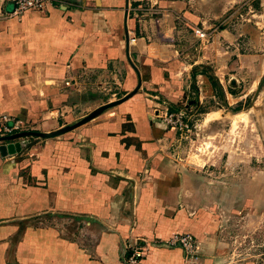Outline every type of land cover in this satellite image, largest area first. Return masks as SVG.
Instances as JSON below:
<instances>
[{"label":"crops","instance_id":"1","mask_svg":"<svg viewBox=\"0 0 264 264\" xmlns=\"http://www.w3.org/2000/svg\"><path fill=\"white\" fill-rule=\"evenodd\" d=\"M124 2L57 0L47 13L12 18V2L0 0V117L48 133L87 116L76 121L75 109L87 111L102 77L131 93ZM126 23L139 91L61 136L26 137L19 154L0 155V264H125L134 246L137 264H211L166 246L190 234L200 253L210 222L198 203L218 187L199 162L174 157L173 130L156 109L214 97L194 67L216 63L217 36L200 45L192 0H129ZM209 121L199 119L210 128L218 120Z\"/></svg>","mask_w":264,"mask_h":264},{"label":"rangeland","instance_id":"2","mask_svg":"<svg viewBox=\"0 0 264 264\" xmlns=\"http://www.w3.org/2000/svg\"><path fill=\"white\" fill-rule=\"evenodd\" d=\"M192 5L197 13L194 34H206L198 37L200 45H209L215 35L219 43L213 67L206 62L194 68L218 91L194 107L190 99L169 105L184 114L187 129L167 127L173 130L174 157L199 162L204 182L218 187L211 201L198 203L210 222L199 254L211 264H264V0H192ZM194 51L193 46L191 58ZM94 83L91 104L87 111L75 109L76 121L123 97L120 84L108 78ZM156 110L161 112L162 104ZM204 117L218 121L201 127Z\"/></svg>","mask_w":264,"mask_h":264},{"label":"built area","instance_id":"3","mask_svg":"<svg viewBox=\"0 0 264 264\" xmlns=\"http://www.w3.org/2000/svg\"><path fill=\"white\" fill-rule=\"evenodd\" d=\"M13 4V10L8 13V17L20 18L23 14L28 11H37L47 13L49 7H53L57 0H10ZM195 34L200 38H205V33H201L199 30L195 31ZM131 42L134 39L130 40ZM162 122L178 131L187 129V123L184 121V114L179 112H173L172 107L169 105L162 104V111L158 112ZM25 124L18 118L3 115L0 117V137L9 136L17 133L24 132ZM166 246L170 248H179L184 253V257L187 261H195L199 256L197 244L194 237L190 234H177L173 236ZM125 264H137L140 253L137 248L132 247Z\"/></svg>","mask_w":264,"mask_h":264},{"label":"water","instance_id":"4","mask_svg":"<svg viewBox=\"0 0 264 264\" xmlns=\"http://www.w3.org/2000/svg\"><path fill=\"white\" fill-rule=\"evenodd\" d=\"M128 8H129V0H125L124 2V20H123V27H124V33H125V55H126V60L130 67L133 69V71L136 74L137 77V84L134 90H132L131 93L125 95L124 97L108 102L99 108L95 109L92 111L90 114H88L86 117H84L82 120L79 122L72 124L70 126H66L60 130L57 131H52L48 133H43V132H37V131H25L9 136H2L0 137V155L2 157H7V156H14L17 155L21 152L22 148H24L23 144L20 142V139L26 138V137H34L36 140H41V139H50V138H55L58 136H61L87 122L90 120L94 119L98 115H100L102 112L105 110L112 108L114 106H117L121 104L122 102L126 101L129 99L132 95L136 94L139 89L141 88V77L140 73L137 69V67L133 64L132 60L130 59L129 56V36H128V31H127V15H128Z\"/></svg>","mask_w":264,"mask_h":264}]
</instances>
